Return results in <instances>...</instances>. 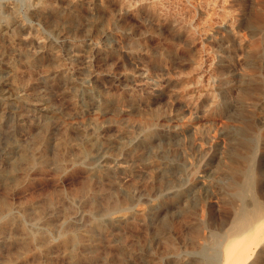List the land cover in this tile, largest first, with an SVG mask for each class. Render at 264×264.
Instances as JSON below:
<instances>
[{"label":"rangeland","instance_id":"374dc122","mask_svg":"<svg viewBox=\"0 0 264 264\" xmlns=\"http://www.w3.org/2000/svg\"><path fill=\"white\" fill-rule=\"evenodd\" d=\"M29 4L30 0H0V6H16L19 16L33 31L31 34L26 29L21 31L20 36L27 38L24 44L0 35V79L10 77L12 72L5 69L4 63L14 61L19 79L30 82L35 92L44 93L51 113L43 114L31 106L23 107L18 113L12 104L0 106V173L11 172L20 164L38 138L46 136L50 140L58 136L60 131L56 130V125L60 124H66L65 134L71 144L91 145L93 151L82 158L78 157L75 146H71L65 159L79 160L73 165L65 162L68 164L65 169L57 171L50 162L54 154L49 149V163L40 171L33 169L19 189L8 191L0 184V203L19 211L23 223L30 226L35 209V212L40 210L49 201L57 202V206H66L69 208L66 211H72L67 212L68 220L74 223L75 226L71 223L73 229L81 228V232L87 230L90 223L91 209L85 201L89 190L99 187L96 191L101 190V194L113 193L116 187L115 198L122 208L112 216L141 211V219L132 224L134 227L106 224L103 232L95 230L100 239L94 263L103 264L102 256H109V264H118L119 256H123V264H179L185 256L186 241L182 233L173 232L176 251L168 248L164 235L167 204L172 203L166 198L167 185L181 181L194 163L201 168H215L216 160L210 158L212 155H201L195 139L208 129L212 115L206 110L217 88H223V95L230 84L253 89L248 95L232 91L229 111L233 116L225 118L217 129L249 138L255 148L247 151L238 147V151L248 157L255 174H264V0L86 1L83 17H87V22L85 18H81V22L87 26L95 22L99 30L84 32L76 28L65 39L31 16ZM256 13L263 16L258 29L253 26ZM37 39L42 48L35 45ZM20 50L31 52V57L39 59L30 71ZM67 81L75 86L63 89ZM203 110L205 123L200 127L198 116ZM45 127L49 128L47 133ZM90 165L109 169L100 177L89 175ZM255 176L253 194L264 208V175ZM180 204L173 202L174 212L183 207L184 203ZM60 211L58 215L63 214ZM222 213L223 210L215 207L206 208L210 227L219 222ZM142 215L146 219L143 220ZM75 218L81 219L75 221ZM191 220L188 227L193 224ZM15 231L0 236L1 261L19 258L32 264V246L20 255L19 251L16 253L18 244L8 243L9 236L20 237ZM55 233L49 235L55 243L52 252L56 250L57 255L52 253L50 260L51 263L54 260L52 264H65L66 259L58 256L61 252L58 253ZM133 256L153 258L151 262L135 257V261Z\"/></svg>","mask_w":264,"mask_h":264},{"label":"bare ground","instance_id":"6f19581e","mask_svg":"<svg viewBox=\"0 0 264 264\" xmlns=\"http://www.w3.org/2000/svg\"><path fill=\"white\" fill-rule=\"evenodd\" d=\"M86 1L92 2V0H86ZM86 1L30 0L29 14L34 18L43 21L48 28L53 29L56 32V34L58 36H61L63 39L67 38V34L71 33V31H73L76 28L78 29L80 28L84 32L85 31L97 32V30H99L100 27L98 28L95 25V22L89 23L88 26L84 25L85 22H87L86 20L87 17L86 18L83 17L85 16V12H83V9L85 7H83V5L84 3H86ZM128 7L129 5L127 6V8ZM17 10L18 9L16 6H0V35L9 38L12 41L18 40L19 42H23L24 44L27 41V38L26 37L22 38L20 36L21 31L26 29L28 31V34H31L33 31L31 32V29L28 28L24 19H22L19 16L20 13L18 14ZM87 14L90 15L89 13ZM81 18H85L84 24L82 23L83 21L81 22ZM262 21H263V16L261 17L259 13H256L253 17V26L256 29H258L261 26ZM25 34H27V32ZM35 45L38 48L43 47V45L40 44L39 40L38 42H36ZM11 50L13 51V49ZM29 53L30 54H28L24 50H20L22 59L25 58L23 61H25L26 68L27 70L29 69L30 71L31 68H33L35 64L39 62V59L38 57H31L33 54H31V52ZM48 57L50 58V56ZM55 60L58 62L57 58ZM9 61L7 60V62L4 63V66L5 69H9L12 72V74L8 79H4V80L0 79V106L6 107L7 105L12 104L18 109V113H20V110L26 106L28 107L31 106L32 108L39 110L43 114L51 113L49 106L46 104V98L43 95L44 93L41 94L35 92L33 90V87L29 85L30 82L28 83L26 80L19 79L16 71L17 67L13 63L14 61L13 62H9ZM52 74H50V76ZM218 85H220V83ZM69 86L74 87L75 85L71 81H67L63 84L62 88L67 89ZM226 87H227V91L225 92L224 95H223V88H217L216 94H214L209 104V109L206 110L212 115L211 120L210 121L208 120L209 121L208 129L204 130L203 133H201V135H199V137L195 139L196 141L195 144L198 152L203 156L212 155L210 158H214L216 160L215 161L216 165H214L213 163L215 168H213L212 170L211 168L210 169L201 168L200 167L201 165L198 166L194 163L195 166L193 165L194 167L190 169L191 171L188 170L187 172L188 174L183 179H181V181L177 180L178 181L177 184L172 181L171 183L169 182V184L167 185L168 193L167 192L166 193L168 197L166 196V198L171 200L172 203L169 202L167 204V209H166L167 216L164 221V227L166 232L164 233V235L167 240L166 243L168 248L172 249V251H176L177 250L176 245L174 244L173 241V232L178 231L182 233L183 235L182 238H184L185 239L184 241H186L183 246L185 256L184 259L181 262H179V264H264V208L262 207L261 200L259 199L260 200L259 201L253 194L255 188V177H256L255 175L259 176L260 174V176L262 177L264 174L263 172H260L259 174L258 173L255 174L253 167L249 162L248 157L247 156L245 157V155H242V153H239L238 151V147H243L247 149V151L253 150L254 146L249 138L238 136L237 133H231V132L229 133L227 131L223 132L221 131V129L220 131L217 129L220 127L221 124H223L225 118L233 116V114H231V112L229 111V106H230L229 96H231L232 91L238 90L236 92L240 93L241 95H248V93H251L253 89H249V88L247 89L243 87L238 88V86L235 87L234 84L227 85ZM204 112H205L204 110L201 112V114L199 112L200 115L198 116V121H200L201 123L200 125H202L200 127H203L205 123ZM56 126H57L56 130L60 131V134L58 136L52 137L51 138L52 140L51 139L47 140L46 136H42L40 138L37 137L38 139L33 142L31 146V150L26 151L25 158L22 162H20V164H17L14 167L10 165L11 167H13V169L11 170V172L8 171L9 173L8 172L5 174L0 173V184L3 185V187L4 186L6 187L4 189H7L8 191H12L20 187L21 184L27 180L28 175L33 169L37 168L39 171L40 169L41 170L44 169L46 165L49 163V160L51 159L52 161L50 162L53 164V167H55L57 171H62L65 169L66 165H68L65 164V162L66 163L68 162L72 165L75 164L76 161L79 160V158H75V159L70 158L69 161L65 159L66 156L71 151V146L73 145L75 146L74 148L76 149L79 155L78 157L86 158L89 155H91V152L93 151V147L91 145H89L90 147H83L79 143L71 144V142L68 141L65 134L66 124H60L59 126L58 125ZM44 129H45V133L49 131L48 127H45ZM49 149H51L54 154V157L51 159L48 158V156H50L48 155ZM200 154L198 156H200ZM198 156L196 159L199 160L200 157ZM107 169L109 168H106L105 166L93 165L88 169L87 172L89 173V175L97 174L100 177V175L106 173ZM89 181L95 182V180L93 179H89ZM257 181L259 182V180ZM110 182L115 183V181L113 182L110 181ZM165 184L164 186H166ZM115 188L113 189L115 190ZM97 189H99V187ZM96 190L94 191L89 190V193L86 194L87 197L85 201L87 202L89 208L91 209V213H90L91 216L89 219L90 223L87 222L89 224L88 229L84 230L85 232L82 230L81 232H79L81 228L78 231L73 229L75 228L72 226V224L74 225V223L71 222L72 223L71 224L69 222L68 220L69 217L67 215V212L71 214L72 211L71 212L66 211L67 209H69L66 206L65 207L57 206L56 205L57 202L54 203L53 201H49L46 204H44V207L39 206L40 210L35 212V210H37L35 209L34 210L35 214H33L35 216L33 217V222L30 226H27L23 223L22 217L18 214L19 211H15V210L12 211V208H10L8 204L0 203V236L3 234L5 235L8 234L7 231L17 230L20 233L19 235L20 237L17 236L18 233H15L16 231L14 233L19 238H15L14 236H9V235L8 238L7 236L9 244H14V243L18 244V249L16 250V253L18 251L19 254L23 253L27 251L30 248V246H32L34 248L33 250L34 252L32 253L31 256L32 264H52L54 260L51 263L50 259L51 256L53 255L52 253L56 252V250L52 252L53 247H55V243L53 242V238L50 236L51 235L50 232L54 231L57 233L55 234L57 235L58 244L56 245L58 246L57 248L59 250L58 253L61 252L58 256L60 257L61 255L63 256L62 258L66 259L65 264H95L94 262L96 261L98 255L97 244L100 239V236H98L99 239L97 238V233L95 232V230L96 231L98 230V232L99 231L103 232L106 227V224L115 225V227L116 225L117 227L120 225L126 226L127 224L134 225L137 221H139V219H141L140 216L141 214H139V212L141 211L139 210H138L139 212L137 211L138 213L130 212L131 214L126 216L123 215L122 217L112 216V214L120 210L121 207L119 202L115 198V193L117 191L114 193L113 190L112 191L113 193L109 192V193L101 194V190L98 191ZM85 191H87V189ZM99 195H101V197L100 199L97 200L96 196L98 197ZM96 200L97 201L100 200V202H97ZM125 200L126 199H123L122 201L125 202ZM122 201L120 202L124 204ZM181 201L184 203L182 205L183 207L181 206L182 208L177 213H176L177 210L174 212V207L172 205L173 202H179L180 204ZM148 203L150 202L148 201ZM207 207H211L213 209L215 207L218 210H223L224 212L222 213L224 214L223 217H221V219H218L219 221L218 223L215 222H214L215 224L212 223L213 227L209 226L210 224L207 219L208 217L206 218ZM16 210H18V208ZM24 210H22L21 213L24 214ZM60 210L63 212V214L60 213L58 215V211ZM25 212H27V209ZM76 219L77 218H75V221ZM142 219L144 220L146 218H144V216L142 215ZM189 220L193 221V224L192 225L190 224L188 227L187 225L189 223ZM88 224L85 225L84 223L85 226H87ZM133 225L132 227H134ZM184 228H186L187 230H185ZM219 238H222V240L219 241L218 240ZM15 246L17 245L15 244ZM54 255H57V252L54 253ZM102 257L104 259L103 264H109L108 263L109 256H102ZM135 257L136 258L142 257L140 259H142L143 261H148L153 258L152 256H133V259H136ZM6 259L8 260V258ZM54 259L57 258L54 257ZM119 259H120L119 263L118 262L116 263L121 264L123 262V256H119ZM2 260L3 261H1L0 259L1 261L0 264L31 263L30 261L29 263H27V261H21L19 260V258L13 261L9 260L5 262H4L5 259ZM135 261H137V259Z\"/></svg>","mask_w":264,"mask_h":264}]
</instances>
